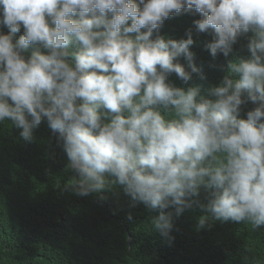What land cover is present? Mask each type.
Segmentation results:
<instances>
[{"label":"clouds","instance_id":"1","mask_svg":"<svg viewBox=\"0 0 264 264\" xmlns=\"http://www.w3.org/2000/svg\"><path fill=\"white\" fill-rule=\"evenodd\" d=\"M184 13L212 34V57L247 40L248 55L229 60L206 94L189 83L205 79L192 28L161 34ZM0 25V123L27 142L47 123L74 173L65 190L122 186L158 211L151 226L164 237L194 204L206 213L198 228H264V0H0Z\"/></svg>","mask_w":264,"mask_h":264},{"label":"trees","instance_id":"2","mask_svg":"<svg viewBox=\"0 0 264 264\" xmlns=\"http://www.w3.org/2000/svg\"><path fill=\"white\" fill-rule=\"evenodd\" d=\"M198 18L188 13L169 18L161 34L180 39L192 28L194 63L205 79L193 74L189 83L206 94L226 74L229 60L248 55L247 40L241 37L228 58L212 57L206 47L212 34L195 32ZM7 31L0 25V32ZM178 62L190 70L183 56ZM169 80L188 86L174 73ZM254 106L249 102L244 112ZM19 132L10 121L0 123V264H264V228L221 221L198 228L206 213L194 204L173 216L164 237L151 226L158 211L132 202L122 186L88 196L65 190L74 173L46 122L32 142ZM196 199L206 203V193Z\"/></svg>","mask_w":264,"mask_h":264}]
</instances>
